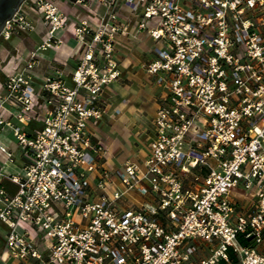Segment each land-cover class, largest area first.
I'll return each mask as SVG.
<instances>
[{"label":"built area","instance_id":"built-area-1","mask_svg":"<svg viewBox=\"0 0 264 264\" xmlns=\"http://www.w3.org/2000/svg\"><path fill=\"white\" fill-rule=\"evenodd\" d=\"M28 2L0 37L11 38ZM97 2L102 13L69 17L47 0L42 41L25 63L2 68L0 136L12 129L31 160L0 168V264H264V0ZM122 3L155 39L143 69L168 94L148 158L113 168L90 124L123 76ZM69 27L75 68L40 77L42 52L61 47ZM0 154L14 162L6 143ZM134 194L149 199L133 203Z\"/></svg>","mask_w":264,"mask_h":264},{"label":"rangeland","instance_id":"rangeland-1","mask_svg":"<svg viewBox=\"0 0 264 264\" xmlns=\"http://www.w3.org/2000/svg\"><path fill=\"white\" fill-rule=\"evenodd\" d=\"M37 1L29 0L21 13L22 20L12 24L9 28L11 38L5 39L3 36L0 37V78L2 80L5 77L2 68L6 67L13 57L18 54L17 48L23 50L25 48L23 41L25 40L26 45L35 41V39H28L31 38L32 32L27 33L21 30L17 34L13 32L14 29H19V25L24 22H29L34 26L33 32L36 33L34 36L42 37L47 32L48 26L43 18L47 0L39 4ZM56 1H59L62 6L63 0ZM70 1L76 2V0ZM87 3L89 6H92L91 0H87ZM70 5V12L62 9L69 17H74L78 13H86L85 16L87 17V11L84 10V6L81 3H70ZM93 8H98L97 11L104 9L100 3L94 4ZM122 16L127 18V15L123 12ZM71 28L69 27L67 30ZM68 39L71 40L68 43L73 44L69 57L76 60L78 46L72 32L69 33ZM152 42L153 40L146 33L137 34L135 37L122 35V33L117 36L123 76L116 87H110L109 91L106 92V97L111 107L110 110L96 125L92 124L93 131L112 149L114 158L121 161L129 157L142 160L146 154L149 139L152 135V121L156 106L155 95L157 92L152 78L147 75L142 67V64L145 62L144 59L147 58L146 52L150 50ZM61 47L52 49L55 51ZM48 54L50 55V53ZM55 58L56 56L54 60ZM26 59L24 54L22 63H25Z\"/></svg>","mask_w":264,"mask_h":264},{"label":"crops","instance_id":"crops-1","mask_svg":"<svg viewBox=\"0 0 264 264\" xmlns=\"http://www.w3.org/2000/svg\"><path fill=\"white\" fill-rule=\"evenodd\" d=\"M70 3L71 4L72 3L75 4V3H77V1L76 2L70 1V0H63L62 1V7L67 12L71 11ZM78 4H80V3H78ZM94 4H98L97 0H91V5L92 6H89L88 3H87V5L82 4V6H84L83 7L84 10L87 11V16L88 15H92V13H91L92 11H97L98 8H93ZM103 11H104V9L103 10L102 9L99 10L100 13H102ZM122 12L125 13V15H127V18L122 16ZM82 15H86V13L82 14ZM119 15H120V21L126 27V31L123 32L122 35L130 36V37L134 36L135 37L137 34L146 33L153 40L150 50L146 52L147 53V56H146L147 58L144 59L145 62L152 60L156 56V54L154 52V47L156 45V41H155V39L153 37H151L149 35V33L147 31H140L138 29V23L140 21V13L133 11L127 5L122 3V6L120 7ZM71 32L73 33L72 29H69V30L66 31V39L67 40H66V43L64 45H62V47L60 49L55 50V51H54V49H49V50H46V51L42 52V58H40V62H39L38 67L36 69V73L40 77H43L46 74L50 73L52 71V68H54V67H60V68L64 69V71L66 73H68V74H70L73 71V69L75 68V66L77 64V61L74 58L69 57V55L72 52L71 50H72V47H73V44H69L68 43L69 40H70V39H68V35ZM34 35H36V33L32 32L31 33V38H28V39H31V40L35 39V41H32L31 43L26 45L25 44L26 40H25V41H23V46L25 48H23V50L17 48L18 54L13 57L11 62L6 67H4L6 70H13L18 63L22 62V60L24 58V54L26 56L28 51L32 47L38 45L42 41V39L44 37V35L41 37L40 34H38L40 37H37V36H34ZM117 48H118V45H117ZM48 53H50V55ZM117 55H118V59L120 61V64L122 66V63H121V60H120V57H119L120 56L119 51H117ZM53 56L54 57L56 56L55 60H54ZM143 64H142V67H143ZM148 76H150L152 78L153 83H154V85L156 87V92L157 93L155 95L156 106H155V111H154L153 121H152V125H153L152 135L150 136L148 149L146 151L145 156L142 158V160L133 159L131 157L126 158V159H124L122 161L119 160V159H115L114 155H113V151L110 148V146L106 145L102 141L101 137L95 131H93L95 133V135L100 139V141H102L106 145V147L108 148L107 163H108V165L110 167H113V168L120 167L124 163H126L128 160H132V161H136V162H144L148 158V156L150 155V152H151L150 144H151V141L153 140L154 135H155L154 117H155V114H156V111H157L159 105L162 103L163 99L167 96L168 91H167L165 86L159 85L157 83L156 78L154 76H151V75H148ZM3 80H4V78H3ZM3 80H2V78H0V82H2ZM117 85H118V83L113 84V85H109L106 88V92L109 91L110 87H116ZM98 122L99 121H93L90 124L91 129H92V124L96 125ZM33 126L34 125L27 127V130L31 132ZM0 142L1 143H6L8 149L14 153V162L13 163H7V164L5 163L6 161H5L4 155L0 154V168H2L3 171H6L8 173L9 172L21 171V169L23 168L24 164L31 160V157L28 154L22 153L20 151V149L18 147L17 139H16V137L14 135V131L12 129H10L9 127H5L4 128L3 134L0 136ZM7 184H9V182ZM148 199H149V197H147V196H141V195H137V194H134L132 196V198H131L132 202L133 203H137V204L142 203V202H144V201H146ZM253 205H254V200H253V198L251 196H249L247 198H241L240 199L239 207L243 208L244 210L252 209ZM262 249L264 250V246L262 247Z\"/></svg>","mask_w":264,"mask_h":264},{"label":"water","instance_id":"water-1","mask_svg":"<svg viewBox=\"0 0 264 264\" xmlns=\"http://www.w3.org/2000/svg\"><path fill=\"white\" fill-rule=\"evenodd\" d=\"M25 0H0V35Z\"/></svg>","mask_w":264,"mask_h":264},{"label":"trees","instance_id":"trees-1","mask_svg":"<svg viewBox=\"0 0 264 264\" xmlns=\"http://www.w3.org/2000/svg\"><path fill=\"white\" fill-rule=\"evenodd\" d=\"M4 183H5V184H7V183H8V181L4 180Z\"/></svg>","mask_w":264,"mask_h":264}]
</instances>
